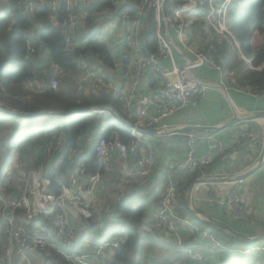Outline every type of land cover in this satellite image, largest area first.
I'll return each instance as SVG.
<instances>
[{
    "label": "built area",
    "instance_id": "built-area-1",
    "mask_svg": "<svg viewBox=\"0 0 264 264\" xmlns=\"http://www.w3.org/2000/svg\"><path fill=\"white\" fill-rule=\"evenodd\" d=\"M50 13L49 19L58 24L61 28L65 41L73 45L78 35H81L84 26L80 21L79 13L74 11L75 5H79V11L86 8L88 0H47ZM18 6L23 12L33 13L37 6V0H18ZM168 5H170L168 7ZM65 8L66 14L60 18V11ZM234 8V0H142L137 7L136 14L129 13L120 15V18L128 23L123 40L131 44L134 50L132 61V75L129 79L131 90L118 94L121 103L123 118L117 115L114 117L120 124L129 127L131 138L128 142L122 140L118 131H113L108 137L98 140L94 147L98 166L94 173L88 174L86 164L83 162L78 167L76 175L85 180V188L82 191H73L68 194L64 186L58 194L49 191L44 187L50 184V179L43 172L49 167L48 160L52 153L60 151L64 147L62 131L60 135L45 142V162L41 167H32L28 172L23 173L24 186L19 195H15L9 188H0V220L7 230V243L0 251V264H16L19 257L24 264H33L30 258L32 253H40L37 249H54L66 260L74 264H94V256L99 257L109 250H119L125 244V238L115 234L106 239L103 243L93 248L90 252H75L77 246V230L68 214L69 205L90 206L93 198L102 189L108 187V175L113 171L112 160L115 154L120 161V169L124 177L147 176L155 166V153L152 145L147 141L143 130L155 129L157 134H172L175 129L165 120L175 113L184 109L197 97L205 96L209 85L199 80L195 72L207 67L224 76V66L217 58L209 52L204 45L190 41L185 34V14L202 16L209 35L219 39H232V47L237 49L238 55L248 67L252 65V59L248 58L242 51L230 23L231 13ZM154 13L156 21L157 44L155 51H145V42L141 36L150 12ZM105 19L104 15L100 21ZM164 21H167L169 29L176 33V40L167 36ZM35 48L27 42L26 57L32 58ZM94 58V59H92ZM262 67H258L261 69ZM82 74L79 83L85 89L97 91L109 85V69L101 68L95 57L85 58L81 62ZM147 73L156 75L161 80V86L147 94L138 97V107L134 109L133 100L137 98L138 89ZM28 82H32L28 81ZM59 79L51 77L47 84H40L34 91L42 93L49 88L58 91ZM58 86V87H57ZM258 97L260 94H250ZM22 98V97H21ZM26 98L31 100L32 96ZM109 109H97L95 113H109ZM93 112V111H92ZM93 112V113H94ZM130 121L131 124H128ZM186 156L183 161L175 162L168 166V171H183L195 174L201 168L211 166L215 158L228 149L223 140H215L213 145L200 157L196 155V147L199 137L193 131L187 132ZM243 145L251 143L256 137L255 133L247 130L242 134ZM82 151L81 147L70 150V155L78 156ZM60 161L56 162L58 166ZM133 165L137 170H133ZM203 185L197 184L195 191ZM80 187V186H79ZM44 189V200H41V189ZM119 196L125 193L121 185ZM195 193V192H194ZM179 189L177 182L169 179L163 190L158 208L154 211L146 226L147 232H158L166 240H172L177 247L187 255L192 264H209L203 252V244L200 238L204 237L218 246L219 239L212 234L201 230L199 226L178 212ZM251 197H240L237 191L231 192L225 205L233 217L238 220H248V205ZM24 212L23 214H19ZM37 214L43 215L47 222L30 225V220ZM27 220V221H26ZM181 227L187 229L189 236L185 237ZM251 250H258L264 253V245L256 246Z\"/></svg>",
    "mask_w": 264,
    "mask_h": 264
},
{
    "label": "trees",
    "instance_id": "trees-1",
    "mask_svg": "<svg viewBox=\"0 0 264 264\" xmlns=\"http://www.w3.org/2000/svg\"><path fill=\"white\" fill-rule=\"evenodd\" d=\"M119 1L96 0L87 4L80 16L84 30L75 40L76 43L80 39L87 40L83 48L77 46L76 43H73L74 46L66 43L61 28L49 19L50 9L47 2H38L33 13H26L18 6V0H7L8 8L0 10V83L2 84L5 81L9 85H21L23 82L47 77L46 83L40 80L41 84H47L50 79L44 74L43 67L40 66L38 61V56L44 46L51 50L55 65L65 72L77 71L81 67L82 60L89 57H95L101 68H115V58L96 27L100 22V17L106 13L116 12L118 15L129 13L132 16L136 14L137 7H131L128 4L119 7ZM131 1H134L136 6H139L142 2V0ZM74 11L77 14L80 12L79 5H75ZM65 14L66 10L63 6L60 11V18ZM230 23L240 42L243 53L252 59L254 67H260L264 63V0H234ZM147 25L148 35L145 40V51H155L157 44L156 21L152 11L148 15ZM205 37L207 38L205 48L223 64L224 73L233 86L247 94L264 95V66L261 69H251L239 57L237 49L232 47L228 41L209 34ZM27 42H30L35 48L34 59L26 57ZM244 43H248V46H243ZM253 44L255 49H253ZM79 58H81L80 62ZM43 93L57 104L59 103L58 107L61 105V108H58V110L62 109V111L69 112L100 104H111L119 112H122L118 100L114 96L115 93L103 88L93 93H89V91L80 93L74 90L69 98L64 96L63 90L56 92L47 88ZM23 100L31 103L33 98L28 100L19 97L18 101L20 110L31 112L28 109L29 107L23 104L25 103ZM52 107L46 106L42 110L50 111ZM59 131L63 133L64 147L60 151L52 153L51 164L46 170V174L50 179L49 191L55 194L59 193L62 186L66 190H71L72 185L76 184L75 175L81 163L86 164L88 174L95 172L98 162L94 147L99 139L108 137L113 131H118L124 142H128L131 138L129 127L118 123L108 112L93 113L87 111L67 115L59 126L54 124L50 128H38L22 137L14 135L10 138L6 147L7 151L0 155V177L10 166L16 147L24 149L26 146H30L36 156L34 157V167H41L45 162V142L58 137L60 135ZM91 137H94L93 142H91ZM75 147H81L83 151L78 156L71 157L70 150ZM57 161H60L58 166H56ZM114 165L117 166V164ZM197 172L192 175L183 171L163 170L161 178L149 191L143 186L137 190L129 191L117 199L114 208L102 212L101 215L97 214L92 206L81 207L86 211V214L79 213V215L76 214L78 210L73 208L70 211L71 217L84 231L79 242L78 252H81L84 243L88 240L93 241L97 246L110 236L119 234L125 238V244L121 249L114 251L113 264H140L145 254L143 238L147 239L145 235L149 233L143 229L149 222L148 201L151 199L156 204L155 209H157L162 191L171 178L177 182L179 189V202L177 205L179 214L196 222L201 230H207L220 238L224 248L216 243H213V245L218 252L220 261L225 262L222 264H230V262L234 264H264V261L258 256L260 253L251 250V248L242 250L231 246L235 240L244 243L249 242L234 237L192 215L187 207L186 195L191 183L197 177ZM150 178L152 177H147L146 180ZM162 182L166 183L164 189L160 186ZM3 184L4 182L2 183L0 180V185ZM7 187L9 191H15L12 185L8 184ZM45 222H47V219L43 215L37 214L34 219L30 220V225L35 226L37 223ZM96 231H98V234H96ZM87 232H95L96 237L88 235ZM7 235L6 227L0 220V251L7 243ZM261 242H264V240H261ZM256 246L254 243L253 247ZM47 251L55 264H74L54 249H48ZM177 251L178 256L170 264H191L184 252ZM251 252H255L257 255ZM240 261L243 263H240Z\"/></svg>",
    "mask_w": 264,
    "mask_h": 264
},
{
    "label": "crops",
    "instance_id": "crops-1",
    "mask_svg": "<svg viewBox=\"0 0 264 264\" xmlns=\"http://www.w3.org/2000/svg\"><path fill=\"white\" fill-rule=\"evenodd\" d=\"M47 0H37V2H46ZM96 0H88V3L95 2ZM128 4L131 7H138L136 3L131 0H120L118 2V6L122 7L123 5ZM81 16V12H79V18ZM120 17V15H118ZM106 20L108 22L105 27L101 28L99 31L101 34V38L110 46L114 48L115 53L119 56V63L116 62V58L112 49L110 48L114 58H115V68L109 69L110 80L107 81L109 85L103 87L107 91H113L115 93V97L118 100V94L121 92H129L131 90V83L129 79L131 78L132 73V61L134 57V50L131 47V44L127 41L122 40L123 35L116 30L117 26L113 23L115 18L114 13L104 14ZM188 18V19H187ZM104 22V21H103ZM185 30L186 37L197 44L202 39L207 40L205 35H208V30L206 29V24L203 21L202 16L193 15L186 16L185 15ZM126 23V22H125ZM128 24V23H127ZM126 28L124 29L125 33ZM107 32H112V37L107 35ZM115 32V33H114ZM166 35L169 37H173L176 40V33L174 30L169 29V27H165ZM148 35V25H145L141 36L145 42ZM121 38V39H120ZM120 39L119 41H117ZM76 43V42H75ZM87 40L80 39L76 45L85 47ZM94 59V58H92ZM77 71L74 72H65L61 68L56 65L51 67L43 68V72L46 76L54 77L55 75L64 78L67 77L72 85H69L65 92L64 96L69 98L75 88L77 87L79 90H85L84 86H81L79 83V77L82 74V69L79 67ZM196 77L206 82L209 85V89L207 90L205 96L197 97L193 102L189 103L184 109L175 113L174 115L168 117L165 121L171 125L172 127H180L183 125H194V126H219L228 121H230L234 116L236 111L240 113H250L254 111H264V95H259L258 97L251 96L250 94L245 93L241 89L233 86L232 83L229 82L227 75L224 74L223 77L219 76V73L213 69H209L207 67L201 68L200 70L195 72ZM39 79V80H38ZM32 80V82H23L21 85H9V89L13 94H7L8 90L6 86L0 83V106L5 107L9 110L20 111L19 105V97L22 99H26L27 95H31L33 101L31 103H27V100H23L27 106L35 103L36 107L39 109H43L46 106H53L56 109L61 108L59 103L57 104L51 98L44 95V97L39 98V100H35L34 96L36 93L34 89L40 85V80L43 79L38 78ZM153 81V82H151ZM33 87V91L29 88ZM161 86V80L154 74L147 73L144 77L138 92L137 98L133 100V107L136 109L138 107V97L150 93ZM82 91V92H84ZM31 92H33L31 94ZM68 94V95H67ZM21 102V101H20ZM118 104L121 108V103L118 100ZM18 108V109H17ZM122 111V109H121ZM58 113V112H57ZM17 114V113H15ZM110 116L114 119L116 114L110 110ZM106 123V122H105ZM251 130L255 133V139L251 143H247L243 145V137L242 134ZM188 131H193L199 137L196 147V155L200 157L205 151H207L210 145H213L215 140H223L227 145L228 149L225 153L217 156L213 162V164L207 168H201L197 172V177H226L230 175H234L240 173L244 170H247L254 166L260 160L262 146L264 142V119H257L251 121H244L240 123H236L232 126L226 127L224 129L218 131H205V130H181L179 132H175L172 134H147L146 139L152 145L155 153V166L153 171L147 176H132V177H124L121 169H120V161L118 155H114L112 160L113 171L108 175V187L102 189L98 194H96L93 198L92 206L94 211L97 214H102V212L110 210L115 207L117 199L120 198L119 192L117 189V185H121V190L123 193H127L129 191L137 190L140 187H146L147 191H149L153 185L157 184L159 181L163 170H167L168 166L175 163L181 162L184 160L186 156V140ZM94 141V137H91V142ZM83 151V149H82ZM81 151V153H82ZM52 158L48 160V163L51 164ZM114 164H117L115 166ZM133 170L136 171L137 167L133 165ZM46 174V169L43 172ZM153 175V176H151ZM147 177H152L149 180H146ZM196 177V178H197ZM75 185L71 190H67L68 193L73 191H82V188H85V180L83 178L75 175ZM166 183L162 182L160 186L164 189ZM80 186V187H79ZM43 188H49L48 186ZM114 193L115 191L116 198L112 202L111 206L106 207L103 211H97L96 207H100V202L98 195H101L103 192ZM237 191L240 197L250 196L251 203L248 205L249 210V219L248 220H238L231 212L227 209L225 205V201L228 195ZM163 192V191H162ZM193 206L200 211L203 215L209 217L210 219L216 220L218 222L229 225L231 228L242 232L248 236H255L264 232V166L257 170L254 174L250 175L246 179L240 182H230V183H203L198 190L195 191L192 197ZM107 203H104L106 206ZM148 220L153 216L154 211L156 210L154 202L151 199L148 201ZM79 205H69L68 208L70 211L75 208L78 210L76 214L79 213L86 214V211L83 210ZM67 208V210H68ZM70 217L71 213L68 212ZM73 214V213H72ZM74 226L77 230L76 243L74 251L78 252V246L80 245V240L83 236V228H81L75 220L71 217ZM197 226H199L196 222H194ZM182 232L185 237H188V231L186 228L181 227ZM210 234L211 232L204 230ZM228 234V231L223 230ZM88 235H94L95 232H87ZM98 234V231H96ZM154 234L159 242H156V246H158L157 250L160 251L162 257L159 258L158 261H151L148 264H170L173 260H169L165 255V248L169 247V245L173 244L176 246L177 250H180L176 243L172 240H166L164 236H162L158 232L149 231L147 237L143 238L145 245V254L140 262V264L144 263V257L146 253L149 252V248H154V245H150L151 236ZM217 237L216 234H212ZM232 235V234H231ZM234 236V235H232ZM96 237V236H95ZM236 237V236H234ZM218 238V237H217ZM219 239V243L222 245V242ZM200 242L203 244V252L206 256V259L209 264H222L224 261H220L217 250L215 249L212 241L201 237ZM235 243H239L238 240L234 241ZM264 244V243H263ZM95 244L93 241H86L83 245V248L80 250L82 252H90L93 253V248ZM254 248V247H251ZM243 250V249H242ZM248 250V249H247ZM181 251V250H180ZM178 252V251H177ZM247 252V251H246ZM47 251V255H43L41 253H32L30 258L32 263L35 264L38 262L39 264H51L54 262L51 260L50 254ZM167 253V252H166ZM176 256H178L176 254ZM262 261H264V253L258 254ZM34 257V258H33ZM114 259V251L109 250L102 256L93 258L94 264H113ZM35 260V262H34ZM175 260V258H174ZM16 264H24L23 261L17 257ZM230 264H234L230 262Z\"/></svg>",
    "mask_w": 264,
    "mask_h": 264
},
{
    "label": "rangeland",
    "instance_id": "rangeland-1",
    "mask_svg": "<svg viewBox=\"0 0 264 264\" xmlns=\"http://www.w3.org/2000/svg\"><path fill=\"white\" fill-rule=\"evenodd\" d=\"M8 8V3L7 0H0V10H5ZM187 17L189 16L188 14H185ZM114 20L113 23L117 26L116 30L120 32V35L122 33V35L124 36V29L126 28V30L128 29V24L125 23V21L123 19H121L118 14L116 12H114ZM188 19V18H187ZM104 21V22H103ZM100 21L99 24L97 25V29L100 31L101 28L105 27L106 24L108 22H105L106 20ZM188 32V30H185V34ZM115 33V32H114ZM109 34L110 37H112V32H107V35ZM121 39V38H120ZM120 39H118L117 41H119ZM123 40V38H122ZM229 42L230 45L233 44V41L231 38H229L227 40ZM207 42V40L202 39L200 42H198L199 44L201 43H205ZM76 46V45H75ZM243 46H248V43H244ZM253 49H255L254 44L252 45ZM110 48L112 49L114 56L116 58V62L119 63V56L115 53V50L113 47L110 46ZM33 58V57H32ZM34 59V58H33ZM38 61L41 67L44 68L45 67H51L53 65H55L53 58H52V54H51V50L47 47L44 46L38 56ZM81 61V58H79V62ZM264 63L260 66L263 67ZM251 68V67H249ZM80 69V68H79ZM251 69H258V68H251ZM56 79H59V83H58V92L60 91H64L66 90V88L69 85H72V83L69 81V79H67V77L64 78H60L58 76H54ZM51 77L48 76V79H50ZM43 82H47V77L45 79H43ZM2 84L4 86H6V89L8 90L7 94H13L11 92V90L9 89V84H7L5 81L2 82ZM57 86V87H58ZM31 91H33V87L31 86L29 88ZM75 90L77 92L83 93L82 91L84 90H79L77 87L75 88ZM86 91H89V93H93V90L90 89H85ZM98 91V90H97ZM96 92V91H95ZM33 92H31L32 94ZM65 95V94H64ZM68 95V94H67ZM114 95V94H113ZM116 96V95H114ZM44 97L43 94H36L34 96V99L37 101L39 100V98ZM31 112L35 113V112H40L42 111V108L39 109V107L35 106V103L32 105L28 106ZM7 108L5 107H1L0 106V155H3L7 149V145H8V141L10 138H12L14 135L16 136H25L30 132L35 131L38 128H50L52 127L54 124L59 126L61 124V122L63 121V119L67 116V114H59L57 113V111H62V109H56V107H52V109L46 113L43 114H39L37 116H25L23 114H15V113H9L6 112V110H4ZM21 123V125H20ZM147 138V137H146ZM33 150L30 148V146H26L24 149L22 147H16V149L14 150V154L12 156L11 162H10V166L5 170L6 172H4L1 177L0 180L1 182L4 184L1 186L0 188H7V185H12L15 188V191H13V193H15V195H19L23 189L24 186V176L23 173L28 172L32 167H34V160L36 157L33 152ZM114 193L110 192H103L101 193V195H98L99 201L100 202V207L97 206L96 210L97 211H103L106 207L108 208L109 206H111L112 202L114 201V198H116V194L115 191H113ZM69 194V193H68ZM44 189H41V200H44ZM107 203L106 206H104V203ZM68 212L70 213V209L68 208ZM151 241L149 242L150 245H154V248H149V252L146 253V256L144 257V263L148 264L151 261H158L159 258L162 257V254L160 253V251L157 250L158 246H156V242H159L157 237L152 234L151 236ZM264 240V239H263ZM255 243V245L257 246H262L264 245V242L257 241V242H249V243H244V242H239V243H233L231 246L233 248H237V249H243V250H247L250 249L251 247H253V244ZM159 249V248H158ZM255 252L261 253L258 250H253ZM167 252V253H166ZM248 252V251H247ZM255 252H251L256 254ZM176 254H177V248L175 245L171 244L169 245V247L165 248V255L167 256V258H169V260H173L174 258L176 259ZM257 255V254H256ZM34 258V257H33ZM242 260V259H241ZM35 262V260H34ZM160 263V262H159ZM157 263V264H159ZM240 263H243L242 261H240ZM35 264H39L38 262H36ZM53 264V263H51ZM55 264V263H54ZM163 264V263H161ZM192 264V262H191Z\"/></svg>",
    "mask_w": 264,
    "mask_h": 264
},
{
    "label": "water",
    "instance_id": "water-1",
    "mask_svg": "<svg viewBox=\"0 0 264 264\" xmlns=\"http://www.w3.org/2000/svg\"><path fill=\"white\" fill-rule=\"evenodd\" d=\"M164 26L168 27L167 21H164ZM97 109H109L112 110L119 118H123V116L121 115V113L118 111L117 108H115L114 106H112L111 104H100V105H96V106H91V107H86V108H82L79 110H73V111H58L59 114H67V115H73V114H77V113H83V112H87V111H95ZM6 110V109H4ZM6 112L9 113H17V114H23L25 116H37L39 114H43L48 112V110H42L40 112H20V111H13V110H6ZM95 113V112H94ZM257 119H264V111H254V112H250V113H240L238 111H236L235 116L228 122L219 125V126H194V125H183L180 127H177L175 129H171V132L175 133V132H179L181 130H196V131H200V130H205V131H218L221 129H224L226 127L232 126L236 123H240V122H244V121H251V120H257ZM128 124H131L130 121H127ZM142 131L145 134H151V135H155L158 133L157 130L155 129H148V130H143ZM264 166V142H263V146H262V152H261V156H260V160L258 161V163H256L254 166H252L251 168L244 170L240 173L234 174V175H230V176H226V177H215V178H208V177H197L196 179H194V181L191 183L187 195H186V201H187V207L188 209L191 211L192 215L215 227L218 229H222V230H226L229 233H231L232 235L236 236L237 238L245 241V242H257L260 240L264 239V232L260 233L258 235L255 236H248L243 234L242 232H239L233 228H231L229 225L218 222L216 220L210 219L209 217L203 215L200 211H198L192 203V197L194 195L195 192V188L197 184H201V183H230V182H240L243 181L244 179H246L247 177H249L250 175L254 174L257 170H259L260 168H262ZM41 254L43 255H47V252L45 249L43 248H38L37 249ZM47 257H49L47 255Z\"/></svg>",
    "mask_w": 264,
    "mask_h": 264
},
{
    "label": "bare ground",
    "instance_id": "bare-ground-1",
    "mask_svg": "<svg viewBox=\"0 0 264 264\" xmlns=\"http://www.w3.org/2000/svg\"><path fill=\"white\" fill-rule=\"evenodd\" d=\"M74 46V45H73Z\"/></svg>",
    "mask_w": 264,
    "mask_h": 264
}]
</instances>
